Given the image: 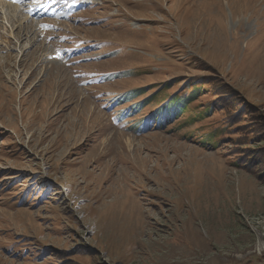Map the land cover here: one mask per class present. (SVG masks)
Returning <instances> with one entry per match:
<instances>
[{
    "label": "rangeland",
    "instance_id": "374dc122",
    "mask_svg": "<svg viewBox=\"0 0 264 264\" xmlns=\"http://www.w3.org/2000/svg\"><path fill=\"white\" fill-rule=\"evenodd\" d=\"M0 264H264V0H0Z\"/></svg>",
    "mask_w": 264,
    "mask_h": 264
},
{
    "label": "trees",
    "instance_id": "16d2710c",
    "mask_svg": "<svg viewBox=\"0 0 264 264\" xmlns=\"http://www.w3.org/2000/svg\"><path fill=\"white\" fill-rule=\"evenodd\" d=\"M202 79H200L201 81ZM203 80L201 81V83ZM186 96H177L170 95L168 97V101L161 104L159 107L160 113H153L152 119L156 121H160L161 119H170L176 115H179L182 111H185L188 107L189 100L193 99L195 95L199 92L198 88L195 89H189L187 90ZM128 95V94H127ZM128 97V96H127ZM206 111V110H205ZM211 109L207 108V112H205L206 115H209ZM157 114V115H156ZM213 137V136H211ZM210 141H213V138H210Z\"/></svg>",
    "mask_w": 264,
    "mask_h": 264
},
{
    "label": "bare ground",
    "instance_id": "6f19581e",
    "mask_svg": "<svg viewBox=\"0 0 264 264\" xmlns=\"http://www.w3.org/2000/svg\"><path fill=\"white\" fill-rule=\"evenodd\" d=\"M15 2L14 3L11 2V3L7 4V9H8L9 12H14V13L17 12V9L19 8L20 5L18 6L17 4H15Z\"/></svg>",
    "mask_w": 264,
    "mask_h": 264
}]
</instances>
